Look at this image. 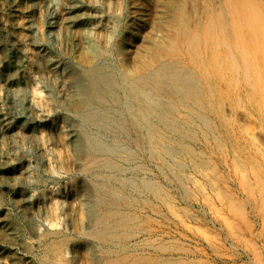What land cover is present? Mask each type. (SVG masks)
<instances>
[{"label":"rangeland","instance_id":"rangeland-1","mask_svg":"<svg viewBox=\"0 0 264 264\" xmlns=\"http://www.w3.org/2000/svg\"><path fill=\"white\" fill-rule=\"evenodd\" d=\"M71 1L0 0V219L16 234L0 229V264H264V0H187L180 29L188 37L178 29L170 56L148 72L162 82L177 74L188 90L173 88L179 95L149 119L123 89L141 77L129 62L150 30L154 1ZM214 10H226L231 38L208 59L204 38L191 37ZM88 45L104 55L121 107L136 117L120 116L132 123L120 136L131 162L123 152L112 157L126 166L119 179L131 180L113 203L118 214L92 205L101 180L91 160L106 157L75 147L82 122L65 68H88ZM159 112L167 119L156 120ZM98 214L108 216L110 233Z\"/></svg>","mask_w":264,"mask_h":264},{"label":"bare ground","instance_id":"bare-ground-1","mask_svg":"<svg viewBox=\"0 0 264 264\" xmlns=\"http://www.w3.org/2000/svg\"><path fill=\"white\" fill-rule=\"evenodd\" d=\"M71 1V0H70ZM140 1V0H139ZM146 1V0H145ZM153 2V6H154V11H150L151 13V27L150 30L147 31L145 33V35L143 34V36L141 37L142 41H140L137 45V47L134 49V55H136L135 58L130 59L131 63L129 62V64L135 66L133 72L135 71V73H139L141 74V77L137 78L136 80L131 82V85L129 87H127V89H123L124 91H127L128 96L130 98V100H137L138 103H140V108L143 111V114L145 117V119H149L155 116L157 109H161L162 106V102H166V100L168 98H170L171 94H176L174 93V89L176 88L179 92H183V91H187V84L183 79H178L179 77L175 76L177 74L174 75V77H172L171 81H160L159 78H157V76H151V74H149L148 71H150V66L153 65V63L156 62H163V60L167 57L170 56L169 52L171 53L172 48L173 47V43L175 42V40L173 39L174 37L177 38V31L179 29V31L181 32L180 36H184L186 38L187 34L183 33L182 30L180 28H183L184 26H186L185 24L187 23V18H186V7H187V0H152ZM190 1V0H189ZM225 1V0H224ZM222 1V2H224ZM244 1V0H243ZM254 1V0H253ZM256 1V0H255ZM72 2V1H71ZM75 2V1H74ZM115 2V1H114ZM136 2V1H135ZM142 2V1H140ZM227 2V0H226ZM263 2V1H262ZM191 3V2H190ZM231 3V1H230ZM245 3V2H243ZM260 3V2H259ZM82 4V3H81ZM138 4V3H137ZM150 4V3H148ZM187 4V5H186ZM233 4V3H232ZM231 4V5H232ZM253 4V3H252ZM261 4V3H260ZM71 5V4H70ZM69 5V6H70ZM76 5V4H75ZM75 5H72L70 7L71 10H74L76 8ZM80 5V4H79ZM222 5V4H221ZM220 5V6H221ZM227 5V4H226ZM225 5V6H226ZM138 6H142V5H138ZM144 6V5H143ZM217 6V7H220ZM228 6V5H227ZM263 6V5H262ZM261 6V7H262ZM68 7V6H67ZM211 7V6H210ZM224 7V6H223ZM229 7V6H228ZM141 8V7H140ZM152 8V7H151ZM215 8V7H214ZM227 8V7H224ZM238 10L236 11V13H240L239 16L241 15V9L242 6L239 4V6H237ZM255 8V7H254ZM260 10V7H257ZM263 8V7H262ZM69 9V10H70ZM80 10V9H79ZM142 10V9H141ZM147 10V9H146ZM150 10V9H149ZM197 10V9H196ZM219 10V9H218ZM227 10H229L227 8ZM233 10V8H231V11ZM244 10V9H243ZM257 11V9H255ZM67 11V10H66ZM190 11V10H189ZM188 11V12H189ZM212 11V9H211ZM216 10H214L215 13ZM226 11V10H225ZM225 11L221 10L220 13L217 11V13H215V15L211 16L210 19H208L207 24H206V30H204L203 32H201V29L197 32H195V35H192V40L195 39V41H197L199 38H204V41L206 42L208 48H206L208 50V59H213L214 55H215V48L216 46L218 47L219 44L222 42L223 45H227L226 42L229 40V34L227 31H225V23L226 19H230V18H226L225 17ZM229 10V12H231ZM248 11V10H245ZM135 12V10H134ZM147 12V11H146ZM145 12V13H146ZM213 12V11H212ZM262 12V11H260ZM84 13V12H83ZM140 13V12H139ZM203 13V12H202ZM219 13V14H218ZM245 12L243 11L242 14H244ZM75 14V13H74ZM77 14V13H76ZM135 14V13H134ZM198 14V13H197ZM213 14V13H211ZM231 14V13H230ZM229 14V15H230ZM232 14L233 11H232ZM231 14V16H233ZM250 14V13H249ZM83 15V14H82ZM85 15V14H84ZM207 15V13H206ZM210 15V14H209ZM236 16V14H234ZM78 16V15H77ZM81 16V15H80ZM143 16V15H142ZM227 16V15H226ZM238 16V15H237ZM260 16V15H259ZM67 17V16H66ZM136 17V16H135ZM141 17V16H140ZM210 17V16H209ZM69 18V17H68ZM68 18L66 20H68ZM232 18V17H231ZM239 18V17H238ZM245 18V17H244ZM248 18V17H247ZM91 19V18H90ZM142 19V18H141ZM235 19V17H234ZM261 19V17H260ZM72 20V19H71ZM238 20V19H237ZM236 20V22H237ZM251 20V19H250ZM70 21V20H69ZM140 21V20H139ZM201 21V20H200ZM230 21V20H229ZM233 21V20H232ZM79 22V20H78ZM85 22V21H84ZM145 22V21H144ZM246 22V21H245ZM258 22V21H257ZM70 23V22H69ZM198 23V22H197ZM239 24L244 25L242 18L241 21H238ZM259 23V22H258ZM72 24V23H71ZM92 24V23H91ZM203 24V23H202ZM231 24V23H228ZM257 24V23H256ZM137 25V24H136ZM70 26V24L68 25ZM89 27H91L90 25H88ZM96 26V25H95ZM132 26V25H131ZM203 26V25H202ZM246 26V25H245ZM249 26V25H248ZM254 26V25H253ZM243 27V26H242ZM68 28V27H66ZM74 28V27H73ZM87 28V27H86ZM146 28V27H145ZM231 30H234L233 27H231ZM244 28V27H243ZM246 28V27H245ZM249 28V27H248ZM247 28V29H248ZM70 29V28H69ZM82 29V28H81ZM80 29V30H81ZM89 29V28H88ZM194 29V28H193ZM252 29V28H251ZM76 30V29H75ZM84 30V29H83ZM92 30V29H91ZM94 30V29H93ZM185 30V29H184ZM245 30V29H244ZM77 31V30H76ZM75 31V32H76ZM90 31V29H89ZM164 31V32H163ZM248 31V30H247ZM70 32V31H68ZM74 32V31H73ZM81 32V31H79ZM91 32V31H90ZM98 32V31H97ZM232 32V31H231ZM235 32V30H234ZM240 32V31H239ZM238 32V33H239ZM78 33V32H77ZM84 33V32H83ZM88 33V32H86ZM189 33V32H188ZM251 33V32H250ZM92 34V33H91ZM244 34V33H243ZM77 35V34H76ZM86 35V34H85ZM88 35H90L88 33ZM138 35V34H137ZM251 35V34H250ZM179 36V37H180ZM182 36V37H183ZM231 36V35H230ZM235 36V35H233ZM73 37V36H72ZM79 37V36H78ZM84 37V35H83ZM138 37V36H137ZM178 37V38H179ZM188 37V36H187ZM238 37V35H237ZM258 38V36H256ZM69 38V37H68ZM77 38V36H76ZM82 38V37H81ZM177 38V40H178ZM181 38V37H180ZM67 39V38H66ZM83 38V41L89 39V37H87V39ZM140 39V40H141ZM188 39V38H187ZM260 39V38H259ZM82 40V39H81ZM80 40V41H81ZM174 40V42H173ZM182 42H184V39H181ZM191 41V39H188V41ZM202 40V39H201ZM235 40V39H234ZM180 41V39H179ZM221 41V42H220ZM71 42V41H70ZM173 42V43H172ZM178 42V41H177ZM176 42V43H177ZM225 42V43H224ZM259 42V41H258ZM82 43V41L80 42ZM85 43V42H83ZM82 43V44H83ZM88 43V42H87ZM90 43V42H89ZM193 43V41H192ZM221 43V44H222ZM228 43V42H227ZM231 43V42H230ZM233 43V41H232ZM231 43V44H232ZM236 43V42H235ZM234 43V44H235ZM67 44V43H66ZM71 44V43H70ZM123 44V43H122ZM181 44V42H180ZM195 43H193V45H195ZM76 45V44H75ZM202 45V44H201ZM229 45V44H228ZM71 46V45H70ZM125 46V45H124ZM175 46V45H174ZM180 46V45H179ZM206 46V47H207ZM212 46V47H211ZM236 46V45H235ZM241 46V44H240ZM239 46V47H240ZM260 46L262 47V45L260 44ZM72 47V46H71ZM85 47V46H84ZM118 47V46H117ZM177 47V45H176ZM182 47V46H181ZM188 47V46H187ZM194 47V46H193ZM221 47V46H220ZM260 47V48H261ZM264 47V46H263ZM81 48V47H80ZM79 48V49H80ZM179 48V47H178ZM177 49V53L179 52V49ZM227 48V46L225 47ZM230 48V46H229ZM228 48V49H229ZM235 48V47H234ZM254 48V47H252ZM174 49V48H173ZM174 49V50H175ZM199 49V48H197ZM196 49V51H197ZM203 49V47H202ZM255 49V48H254ZM99 50V48H98ZM97 50V47H93L88 45V51L90 52V56L91 59L90 60V66L88 68H83L81 69H77V68H72L70 69L69 65H67L68 67H66L65 69L70 70L69 72V76L71 79V85L73 88V92L76 98L74 107L76 114L78 115V117H80L81 119V129H80V133L82 135L81 136H77L75 138V147L77 149L78 152H83V151H88V153H93V155L96 157L97 155H103L105 156V161L103 163H101L99 161V159L96 157L94 158V160L90 159L92 162L94 161V163L97 165L98 171L100 172L99 178L101 180V183H97L96 184V201L92 203L93 206H97V205H102L103 206H107L108 208H110L111 206H113V208H115V210H113L114 212L117 213V209H118V204L114 206L116 199H120V195H122L121 193H124L123 191L125 190V188L127 186L131 185V180L126 179V180H120L118 176H120V174H124L127 170H126V166L115 161L112 157L117 156L119 154V152H123L125 154V158L129 160L131 162V151L129 150V147L123 143V141H120V136H122V134H127L128 133V129L130 127V125L132 123L127 122L126 120H122L120 119V116L123 115V113L126 111L127 113H129V116L132 117V119L136 120V117L134 116V114L132 115L131 110L129 111L128 108L121 107L120 103V88L119 85L117 84L118 81L116 82L117 79H115V75H113L112 71H110L109 65L107 66L106 61H105V57L102 53H100ZM125 50V49H124ZM171 50V51H170ZM187 50V49H186ZM225 50V49H224ZM233 50V49H232ZM243 50V49H242ZM127 51V50H126ZM184 51V49H183ZM200 50H198L199 52ZM206 51V50H205ZM204 51V52H205ZM236 51V49H235ZM256 51V50H255ZM105 52V51H104ZM125 52V51H124ZM176 52V51H175ZM189 53V51H187ZM227 52V51H226ZM225 52V53H226ZM230 52V51H229ZM233 52V51H232ZM238 52V51H236ZM243 52V51H241ZM251 52V51H250ZM180 55L183 54V52H179ZM182 53V54H181ZM191 53V52H190ZM203 53V52H202ZM86 54V51L85 53ZM107 54V53H106ZM122 53H120L121 55ZM185 54V53H184ZM198 54V53H196ZM206 54V53H205ZM222 54V53H221ZM241 54V53H239ZM88 55V53H87ZM175 55V54H174ZM179 55V54H178ZM199 55V54H198ZM197 55V56H198ZM228 55V54H227ZM232 55V54H231ZM234 55V54H233ZM245 55V54H244ZM248 55V54H246ZM263 55V54H262ZM86 56V55H85ZM172 56V54H171ZM177 56V55H175ZM194 56V55H193ZM206 56V55H205ZM217 56V53H216ZM215 56V57H216ZM88 59V56H86ZM174 57V56H173ZM200 57V56H199ZM238 57V56H237ZM241 57V56H240ZM202 58V57H201ZM204 58V57H203ZM207 58V57H206ZM107 59V58H106ZM231 59V58H230ZM236 59V57L234 58ZM245 59V58H243ZM167 59H165L164 61H166ZM195 60V59H194ZM193 60V61H194ZM240 60V59H239ZM250 60V59H248ZM179 61V60H178ZM198 61V60H197ZM204 61V60H203ZM231 61V60H230ZM235 61V60H233ZM241 61H242V57H241ZM251 61V60H250ZM262 61V60H261ZM175 62V61H173ZM260 62V61H259ZM71 63V62H69ZM87 63V64H89ZM244 63V62H243ZM246 63V62H245ZM252 63V62H250ZM249 63V64H250ZM56 64V63H55ZM72 64V63H71ZM86 64V65H87ZM128 64V63H126ZM178 64V63H177ZM229 64V63H228ZM239 64V63H238ZM77 65V64H76ZM159 65V64H156ZM168 65V64H167ZM175 65V64H174ZM190 65V64H189ZM203 65V64H202ZM243 65V64H242ZM18 66V65H16ZM173 66V65H172ZM205 66V65H203ZM247 66V65H246ZM256 66V65H255ZM19 67V66H18ZM53 67V66H52ZM63 67V66H62ZM84 67V66H83ZM156 67V66H155ZM179 67V66H178ZM177 67V68H178ZM251 67V66H250ZM82 68V67H81ZM153 68V67H151ZM162 68V67H160ZM233 68V67H231ZM245 68V67H244ZM247 68V67H246ZM245 68V69H246ZM257 68V67H256ZM62 69V68H61ZM112 69V68H111ZM131 69V68H130ZM133 69V68H132ZM157 69V68H156ZM164 69H166L164 67ZM181 69V68H180ZM193 69V68H192ZM234 69V68H233ZM63 70V69H62ZM114 71V70H113ZM177 71V70H175ZM240 71V70H239ZM248 71V69H247ZM251 71V69H250ZM253 71V70H252ZM256 71V69H255ZM131 72V71H130ZM132 72V73H133ZM162 72V71H161ZM166 72V70H165ZM163 72V73H165ZM201 72V71H200ZM203 72V69H202ZM207 72V71H205ZM259 72V71H258ZM210 74V73H209ZM228 74V73H227ZM243 74V73H242ZM252 74V73H251ZM133 75V74H132ZM219 75V74H218ZM115 76V77H114ZM210 76V75H209ZM253 76V75H252ZM165 77V76H164ZM170 77V76H169ZM135 79V78H134ZM166 79V78H165ZM255 79V78H254ZM164 80V79H163ZM170 80V78H169ZM242 80V79H241ZM247 80V79H246ZM253 80V79H252ZM256 80V79H255ZM125 81V80H124ZM227 81V80H226ZM130 82V81H128ZM191 82V80H190ZM262 82V81H260ZM239 83V82H238ZM245 83V82H244ZM129 84V83H128ZM127 84V85H128ZM192 84V83H190ZM214 84V83H213ZM220 84V83H219ZM228 84V83H227ZM243 84V83H241ZM258 84V83H257ZM224 85V84H223ZM253 85V84H252ZM251 86V85H250ZM124 87V86H123ZM197 87V86H196ZM71 89V88H70ZM122 89V88H121ZM197 89V88H195ZM246 89V88H245ZM122 90V91H123ZM199 91V89H197ZM248 90V89H247ZM123 91V92H124ZM177 91V92H178ZM190 91V90H189ZM188 91V92H189ZM228 91V90H227ZM72 92V91H71ZM191 92V91H190ZM230 92V91H229ZM126 93V92H125ZM187 93V92H184ZM201 93V92H200ZM233 93V92H232ZM179 95V93H177ZM176 94V95H177ZM264 94V92H263ZM173 95V96H174ZM188 95V93H187ZM124 96V95H123ZM127 96V95H126ZM172 96V97H173ZM193 96V95H192ZM259 96V95H257ZM165 97V98H164ZM180 97V96H179ZM198 97V95H197ZM176 98V97H175ZM178 98V97H177ZM207 98V97H206ZM163 99H165V101H163ZM182 99V98H181ZM196 99V98H195ZM129 100V101H130ZM171 101V99H169ZM167 100V101H169ZM186 100V99H185ZM199 100V99H198ZM235 101V100H234ZM74 102V101H73ZM242 102V101H241ZM136 103V102H134ZM171 103V102H170ZM175 104V103H174ZM236 104V103H235ZM139 105V104H138ZM176 105V104H175ZM187 105V104H186ZM195 105V104H194ZM122 109H120V107ZM138 108V107H137ZM173 109V108H171ZM177 109V108H176ZM125 110V111H124ZM140 110V109H139ZM162 110V109H161ZM74 111V112H75ZM124 111V112H123ZM162 112V111H161ZM176 112V111H175ZM259 112V111H258ZM137 113V112H136ZM160 113V112H159ZM164 113V112H163ZM160 113L158 118H156V120H162V118H166L165 114ZM169 113V112H166ZM126 114V113H125ZM138 114V113H137ZM141 114V113H140ZM178 115V114H177ZM157 116V115H156ZM155 116V117H156ZM169 116V115H168ZM123 118V117H122ZM125 118V117H124ZM173 118V117H172ZM79 119V120H80ZM155 119V118H154ZM167 119V118H166ZM174 120V118H173ZM152 121V120H151ZM163 121V120H162ZM161 121V122H162ZM169 121V120H168ZM76 122V121H75ZM160 122V121H159ZM77 123V122H76ZM153 124V123H152ZM171 124V123H170ZM73 125V124H72ZM79 125V124H77ZM92 126L95 127L96 129H99L100 131H104L103 134L102 132H100L98 130V132H96V129L94 130V132L96 134L91 135L85 128ZM165 126V125H163ZM73 127V126H72ZM152 127V126H150ZM71 128V127H70ZM74 129V128H73ZM78 129V128H77ZM149 129V127H148ZM150 130V129H149ZM152 130V129H151ZM76 131V130H75ZM92 131V130H91ZM172 131V130H171ZM176 131V130H175ZM130 132V131H129ZM179 132V131H177ZM130 135V134H129ZM113 136V137H112ZM124 136V135H123ZM126 136V135H125ZM106 137H112L109 138L111 140H107ZM123 138V137H122ZM122 140V139H121ZM84 152V153H85ZM88 155V154H87ZM120 155V154H119ZM124 156V155H123ZM93 157V156H92ZM100 158V157H99ZM124 158L121 159V161ZM127 162V161H126ZM124 163V162H123ZM91 164H89L90 166ZM13 167V166H12ZM93 167V166H92ZM91 169V167H90ZM93 170V169H92ZM96 171V172H98ZM90 172V171H89ZM98 172V173H99ZM90 173H95V172H90ZM97 174V173H96ZM94 175V174H93ZM95 176V177H98ZM96 179V178H95ZM98 180V178H97ZM99 182V181H98ZM119 184V185H118ZM94 186V185H93ZM18 187V186H16ZM115 187V188H114ZM129 188V187H128ZM131 188V187H130ZM136 188V187H134ZM93 189V188H92ZM95 189V188H94ZM142 189V188H141ZM94 194V192H93ZM92 195V194H91ZM90 196V195H89ZM21 198V197H20ZM92 198V197H91ZM92 201V200H91ZM94 201V200H93ZM114 203V204H113ZM93 206H91L92 208L90 209L91 211H93ZM120 207V206H119ZM100 210V209H99ZM110 210V209H109ZM101 213V212H100ZM21 215V213H19ZM106 215L108 213H105ZM111 214V213H110ZM103 215V214H102ZM105 215V216H106ZM108 217V216H107ZM104 218L101 215H97L95 218V222H97L100 226H104L102 229L105 232H109L110 230H108V228L110 227V223L108 221V218ZM111 217V216H110ZM94 218V217H92ZM11 219V218H10ZM14 219V218H13ZM93 220V219H92ZM110 220V219H109ZM9 221V220H8ZM7 219H0V226L3 228L0 229H4L5 232H7V234H12L13 236L16 235L14 234V228L12 227L11 224L8 223ZM125 219H121L118 222L120 225H124L125 224ZM114 222V221H113ZM109 223V224H108ZM97 224V225H98ZM95 225V226H97ZM18 226V225H17ZM99 227V226H98ZM111 228V227H110ZM109 228V229H110ZM97 229V228H96ZM113 230V229H112ZM97 231V230H96ZM4 232V233H5ZM114 232V231H113ZM112 233V232H111ZM117 233V232H115ZM104 234V233H103ZM113 235V233H112ZM118 234H116L117 236ZM104 236V235H103ZM107 236V233H106ZM109 236V235H108ZM8 237V236H7ZM116 238V237H115ZM107 239V237H106ZM105 239V240H106ZM117 239V238H116ZM110 240V239H108ZM107 241V240H106ZM13 242V241H12ZM16 242V241H15ZM112 241H110L111 243ZM118 242V241H117ZM115 243V242H114Z\"/></svg>","mask_w":264,"mask_h":264}]
</instances>
